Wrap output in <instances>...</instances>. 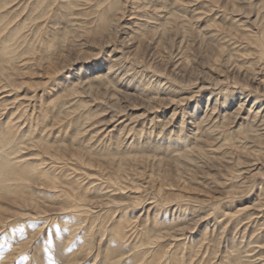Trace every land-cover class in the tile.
I'll list each match as a JSON object with an SVG mask.
<instances>
[{
	"label": "bare ground",
	"instance_id": "bare-ground-1",
	"mask_svg": "<svg viewBox=\"0 0 264 264\" xmlns=\"http://www.w3.org/2000/svg\"><path fill=\"white\" fill-rule=\"evenodd\" d=\"M179 1L165 0L168 6L164 8L170 7L171 10H166L164 16H156L160 22L153 28L159 42H163L165 36L175 28L180 30L186 26V21H183L185 17L177 13L192 14L190 20L200 23L202 16L209 12L207 6L200 8L201 14L196 12L199 8L193 11L177 9L174 6ZM7 3L1 0L0 9L12 4ZM241 3L245 4L241 9L233 7L229 11L227 6L219 7L217 19L230 23L229 26L209 25L210 20H207L205 27L199 31L203 41L217 52L221 51V45L229 49L224 65L225 71L232 72V75L220 76L218 80L208 78L197 85L204 74L193 68L192 72L197 74L195 78L179 80L181 87L186 83L185 87L189 90L196 89L186 93V96L170 88L168 82H163L165 70L157 72L150 70L149 66V70L142 67L137 58L142 44L137 46V32L129 27V24L135 25L137 18L133 17L118 29L121 34L127 35L122 41L131 50L128 55L114 48L108 66L95 61L98 56L93 55L95 58L90 57V61L94 62L89 66L86 64L75 69L81 64L77 60L71 67L46 76L45 89L42 90L17 84L14 79L19 75L15 72L20 51L19 39L25 37L18 27L14 28L13 21L5 19L3 11L0 12V264H211L212 251L209 248L213 241L207 237L216 232L218 238L215 243L218 246L223 244L225 248L217 251L221 253L219 264H264V226L261 229L262 239L251 235L253 238L246 242L243 251H231L229 247L234 228L245 234L249 223L264 220L263 194L240 204L236 210L230 205L238 199L248 198L246 187L241 185L264 169V161H261L264 159V79L260 80L252 74L253 64L245 63L244 70L234 64L235 59L247 55L240 53L245 47L256 48L264 56V0H241ZM103 4H98L99 11ZM49 5L50 0H35L34 11L43 12ZM160 10L153 9V15L157 11L160 13ZM104 13H107V8ZM174 15L178 16L180 24L176 25ZM42 16L46 19V15ZM37 23H40L39 20ZM71 25L79 27L77 24ZM113 25H107L103 20L101 30H97L102 42L100 49L111 46L108 41L116 30V25ZM147 25L151 23L145 22L144 26ZM61 30L62 33L66 32V29ZM55 34L59 35L61 31ZM187 44V39L181 38L177 43L178 53H182ZM217 54V57H221ZM137 69L150 71V76L138 82L134 77ZM242 74L247 81L258 83V87H252L246 81H237L236 76ZM23 90L26 94L22 96ZM207 93L210 95L206 99V111L211 115L205 112L201 117V99ZM100 95L109 99L104 108L99 105ZM68 99L71 101L66 102ZM211 100L213 108L209 107ZM96 108L99 111L93 116L100 119L91 130H86L90 126L83 128V125L88 123L92 109ZM160 109H172V113L169 117L156 115ZM133 110L143 112L133 116L139 113H130ZM47 116L55 117L50 126L42 120ZM76 117L79 119L73 129L77 132L81 128L87 133L90 131L89 134H95L91 139L97 138L96 142L99 141L97 146L90 139L85 148L101 155L100 160H94L97 164L91 163V159L84 155H81V159L88 160V163L82 162L85 165L91 163L90 167L98 166L100 173L103 172L102 161L113 163L119 160L115 155L110 157L103 151L122 155L123 161L142 157L143 160L153 158L162 164L164 158L169 157L168 161L176 167L181 166L180 163L186 165L185 170L189 172L206 162L231 158L224 153L229 148L256 156L253 161L243 162L246 166L236 171V179L248 175L239 180L241 184L237 189L219 194L214 199L198 201L204 208L195 204L196 198L178 195L170 190L167 192L163 185L155 187L151 176L146 182L149 193L140 194L128 204L109 199L96 203L88 199L87 193L97 192L106 196L110 193L112 196V192L116 191L112 179L100 174V177H88L85 183L79 178L72 180L69 174H65L67 178L61 177L64 166L60 165H64L65 152L73 151L71 154L77 157L74 147L62 149L66 136L61 124L67 118ZM145 120H150L151 128L146 133L151 135L148 140L153 139L156 131L159 132L158 140H154L156 142L152 145L147 142L144 149V146L140 147L143 144L141 140L136 143L133 133L142 124L139 132L143 136ZM167 135H171L170 139ZM105 141L109 145L99 147ZM172 141L177 142L173 146L176 149L170 151ZM133 143L139 145L134 147ZM212 148L215 149L210 150ZM142 153L147 155L140 156ZM125 165L120 162L115 169L122 171ZM72 172L76 171L72 169ZM166 192L172 194L160 201ZM147 195L148 198H145ZM221 207H226L227 211H223L218 218L216 210ZM110 215L113 217L108 219ZM242 219L245 220L243 224ZM210 220H213V230L209 227ZM203 227L204 232L198 239L197 231Z\"/></svg>",
	"mask_w": 264,
	"mask_h": 264
},
{
	"label": "rangeland",
	"instance_id": "rangeland-1",
	"mask_svg": "<svg viewBox=\"0 0 264 264\" xmlns=\"http://www.w3.org/2000/svg\"><path fill=\"white\" fill-rule=\"evenodd\" d=\"M3 1H6V3L12 2V4L0 9V12L3 11L2 16L5 19L9 18L8 20L13 21V25H15L14 28L18 27L20 34L25 37L24 39H19L20 51L17 55L19 58L17 59L15 67V72L19 75L14 79L15 83H21L24 86H28L32 89L38 87V89L42 90L45 89L43 84L46 81V76H50L51 74L58 72V70L60 71L64 68L66 69L71 67L74 63H76L77 60L80 61L81 64H78L75 69L83 67V65L85 66L86 64L89 66L91 62H94V60L90 61L91 58H95L93 57V55L98 56L96 57L97 59H95V61H101L106 66H108V59L113 58V53L111 52L114 48H117V50H119L121 54L123 53V55H128L131 50H129L127 44L122 41L127 37V35H124L123 32L121 34L118 29H120L123 23L130 22L129 19L133 17L137 18V20L135 22V25L129 24V27L133 28L132 30L137 32L136 39L138 40V44L137 42L135 44H137V46L142 44L137 57L139 59L138 61L142 63L143 68H147L149 66L150 70H154L157 72L165 70L163 72L165 76L163 82H168L167 85L170 88L174 89L180 94H183L184 96H186V93L196 91V89L189 90L187 86L185 87L186 83H184L183 87H181V84H179V80L187 78H190L192 80L193 78H195V76H197V74H194V71L200 70L204 74L203 78H199L197 85L200 83L199 81L206 80L208 78L218 80L221 79L219 78L220 76L232 75V72L225 71L226 66L224 65V59L229 53V49L223 48V46L221 45V51L217 52L216 49L207 45L206 42L203 41L201 37L202 33L199 31L205 27L204 23L207 20H210L209 25H211L212 23L221 24L224 27L230 25V23L226 21L217 19L216 16L219 7L224 8L225 6H227V9L230 11V9H232L233 7H235V9H241L245 5L241 3V0H213L214 2L212 0H180L179 2L181 4L178 2L176 6L173 5L177 9H182L184 11L187 9L188 11H193L194 9L199 8L196 12L197 14H201L200 8L207 6V11L209 10V12L207 15L202 16V21L200 23H197L194 19V21L190 20L192 14L188 13L187 15H185L182 12L177 13L179 16L185 17L186 20L183 21H186V26L184 28H181L180 30H176L175 28L172 33H169L165 36V42H159V39L155 37L154 32L156 30L153 27L157 22H160L159 20H156V16H164L166 15V10H171L170 7H168V9L164 8L168 6V3L165 2V0H50V5L43 12L34 11L35 0ZM113 2H115V7L113 6L111 9V4ZM99 3H104L100 8L101 11H99L98 8ZM106 8L107 13H104ZM146 8H148V10L144 11L146 10ZM157 8H161V14L157 11L154 12L155 15H153V9ZM177 9L175 11H177ZM40 12L42 15H46V19L45 17L40 15ZM219 13V15L222 14L221 11ZM177 17L178 16H175L176 25L180 24V20H178ZM228 17L229 19L231 18L230 15H228ZM38 20L40 23H37ZM103 20L106 21L107 25H116V30L113 31V36L109 37L108 42H111V46L105 49H100V44L102 42L100 40V34L97 30H101ZM145 22H148L149 24L151 23V25L144 26ZM71 24H77L79 27H72ZM38 25L40 27L43 25L44 26L43 28L38 29ZM61 28L64 30L66 29V32L62 33L63 30H61ZM57 31H61V34L56 35L55 33ZM32 32L33 34H31ZM183 37H185L188 41L187 48L183 49L182 53H178L177 43ZM139 41H141V43ZM240 53H245L247 55L243 57L241 56L240 58L234 60V64L236 65V67L241 68L240 70H244L246 67H244L245 63H247V65L253 64L254 66L251 70L252 74H254L256 78L263 80L264 56H261V51L256 48L245 47L240 51ZM216 54L221 57H217ZM117 55L118 53L116 54V56ZM216 58H218V61H215ZM193 68L195 69L192 72ZM150 73V71L137 69L135 71L134 77L138 82H142V78H145L147 76L149 77ZM242 76L243 74L236 76V80L240 82L246 81L248 84H250V86L258 87V83L254 84L251 81H247L246 78H243ZM37 93H39V91H37ZM25 94L26 91L23 90L22 96ZM209 95L210 93H207L201 99V117L205 114V112L208 113L206 111V99ZM69 101L71 100L68 99L66 102ZM99 101L101 102L99 103V105H101L100 107L104 108L106 106V102H108L109 99L104 95H100ZM58 102H61L60 99H58ZM163 104L161 105L164 106ZM209 104H211V106L209 107L213 108L212 100L209 102ZM130 105L133 106V104L131 103ZM119 106L124 105L120 104ZM97 109L98 108L92 109V116L90 117V120L86 125H83V128L87 127L88 125L90 126L86 130H91L93 128V124L99 121L100 118L98 116H93L97 111H99ZM160 110L161 111H158L160 113L156 112V115L169 117L172 113V109ZM137 111H139V113H135L133 116H136L143 112L140 110H133L130 113ZM208 115H211V112H209ZM78 119L79 118L77 117L67 118L61 124V127L65 132L64 135L66 136V139L64 141L65 143L62 149L68 150L71 149V147H74V151L77 154V157H75L71 154L73 151L65 152L64 156H66V161H63L64 165H60V167L64 166V168H62L63 176L61 177L63 178L65 174H69L70 176L68 177H70L74 181L76 180V178H79L81 181H85L86 179H88V177L99 176L101 174L112 179L111 183L116 189V191L112 192V196L110 193L106 196V194H100L97 192L91 194L87 191L88 199L96 203L105 202L106 199H109L118 203L128 204L129 202L134 201L135 197H139L140 194L143 196L149 193L148 190H146L148 186L146 182L149 181L148 176H151L153 177L155 187L163 185L164 189L166 188L165 190L168 189L167 192H169L170 190V192L172 193H179L178 195L191 196L193 198H196L197 201L195 202V204L197 206H200L201 208H204V205H199L198 201L205 199H214L218 197L219 194H224L225 192L237 189V187L241 184H239V180L243 177H248V175L245 174L242 175L241 178L236 179L234 178L236 171L241 169V167L246 166V164H244L243 162L246 163L253 161L256 156L255 154L250 156L239 151L237 152V150H235L234 148H229L228 150H224V153H226L225 156H229L231 158H220L215 160L214 162H206V164H202L200 168L189 172L185 170V168L187 167L186 165L180 163L181 166L176 167V165L168 161L169 157H165L164 161H162V164H159V162L154 160L153 158L143 160L142 157H140L138 160L132 159L131 161H123L121 160V157H123L122 155L103 151L104 154H107L110 157L115 155V157L119 158V160L118 162L113 163L102 161L103 172L100 173V169L98 166L90 167V165L91 163L97 164L94 162V160H100L101 155L89 152L85 148L86 145H88L89 140L95 134H89L90 131H88V133L86 131H82V128L80 132H77L78 130H74L73 126H76V124L78 123ZM181 119L182 118L180 117L179 123L181 122ZM42 120L50 126L52 123H54L55 117L47 116L45 119L43 117ZM144 122L145 133L143 134V136H141L142 134L141 132H139L140 130H142V124L137 127V131L133 133V136L135 137L136 143H139L140 140L142 141L143 144H141L140 147L144 146L145 149L147 147L145 145L147 142L152 145L158 140L157 133L159 131H156L154 135H152V140H148L151 135H146V133H148L147 130L151 128L150 120L143 121V124ZM226 131L227 133H229V127L226 128ZM170 137L171 135H167L168 139H170ZM96 139L97 138H95V140L91 139L90 141L98 146L99 141L96 142ZM168 139L166 141H168ZM84 140H86L87 142ZM154 140L156 141L154 142ZM136 143H133V145L135 144L134 147L139 145ZM176 143V141H172V143L170 144V151L176 149L175 147H173L174 145H176ZM106 144H108V142H102L99 147L105 148L107 146ZM213 149L215 148H212L210 150ZM137 152L140 153L141 149ZM81 155H84L85 157L88 156V160L91 159L90 165H85V163H88V160L83 161L81 159ZM134 155L136 154H130V156ZM139 155L146 156L147 154L142 153ZM145 158L147 157H144V159ZM82 161L85 163H83ZM261 161H264V159ZM120 162L127 164L123 166L124 170L122 171H118V169H115V165ZM238 162H240L241 164H238ZM72 169L76 172L73 173ZM167 185H171V187ZM241 186H244V188L246 187L245 190H247L249 194L248 198H243L241 200L238 199L237 202H232L230 204L232 206L231 208H235L236 210V208H238L240 204L250 202L252 199L254 200L258 194H263V196H261V201H263L264 169L262 173L249 178L248 180H246L245 184ZM103 192L105 193L106 191ZM167 192L162 195L160 201L167 199V196L169 194H172ZM145 198H148V195ZM189 207L192 208V206ZM223 211H227V208H218L216 210V216L220 218ZM112 217L113 215H110L108 219ZM244 221L245 220L242 219L241 223L243 224ZM255 221L258 223H256ZM255 221V223H249V228L245 234L244 231L237 232L235 228L232 230L229 240V247L231 251H243L246 242L253 238V235L259 237L258 239L260 240L262 239L263 233L261 232V229L264 226V220L257 219ZM211 225H213V220H210L209 224V227L211 228V230H213V227ZM244 228L242 230H244ZM204 229L205 227L197 231L196 235L198 239H200V236L203 234ZM216 234L217 232L213 234V236L209 234L207 237L209 238V240L213 241V247L210 246L209 248V251H212L210 257L211 264H219V256L221 255V253H218L217 251L225 250V248L223 249L222 247V243V245L220 246L215 243L216 239L218 238ZM243 236H245V239H242ZM248 254L249 253H247L246 255Z\"/></svg>",
	"mask_w": 264,
	"mask_h": 264
}]
</instances>
